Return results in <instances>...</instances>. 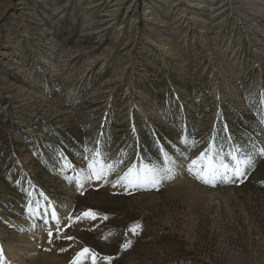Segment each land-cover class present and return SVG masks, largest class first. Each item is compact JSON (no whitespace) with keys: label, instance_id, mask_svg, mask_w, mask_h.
Instances as JSON below:
<instances>
[{"label":"rangeland","instance_id":"1","mask_svg":"<svg viewBox=\"0 0 264 264\" xmlns=\"http://www.w3.org/2000/svg\"><path fill=\"white\" fill-rule=\"evenodd\" d=\"M261 121L264 0H0L3 264L85 247L95 264H264ZM210 142L254 164L203 183L188 166ZM94 152L117 169L79 187ZM131 164L172 178L113 187Z\"/></svg>","mask_w":264,"mask_h":264},{"label":"snow or ice","instance_id":"2","mask_svg":"<svg viewBox=\"0 0 264 264\" xmlns=\"http://www.w3.org/2000/svg\"><path fill=\"white\" fill-rule=\"evenodd\" d=\"M264 123V121H261ZM226 127V126H225ZM232 138L229 137V140ZM255 148V145H253ZM102 153H93V158L88 162L89 173L82 178H77V184L82 187L81 180H106L117 169V163H106L101 162L98 158ZM225 155L231 158V163H225ZM255 155L264 156V147L256 149ZM219 156L218 161H214V157ZM119 163H122L120 161ZM199 163V167L195 169L196 178L201 180L203 183L212 184L216 180L222 182H231L233 179H238L246 174V169L250 168L254 164V155L252 153H245L241 151L240 146L232 145L227 153L220 154L216 151L213 143L210 142L208 149L201 153L198 160H193L188 166L189 171L194 170V166ZM172 178V170L170 168H157L155 166L141 165L137 167L136 164H131L127 167V170L119 175L118 178L113 182V187L117 185H124L129 188L145 187L148 185L156 186L165 179ZM52 218L57 219L56 212H52ZM97 213L94 211H84L76 219H88L95 220ZM107 219V217H104ZM49 236H52V232L49 231ZM72 239V237H68ZM88 256L92 257L93 264H95L96 256L91 253L88 248H84L77 256L73 259L72 264H81L83 259H87ZM104 259H109L105 257ZM0 264H3V251L0 249Z\"/></svg>","mask_w":264,"mask_h":264}]
</instances>
